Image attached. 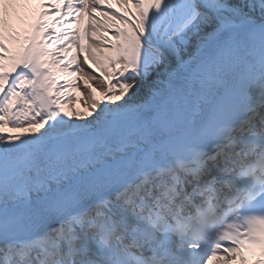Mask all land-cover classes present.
<instances>
[{
    "label": "snow or ice",
    "instance_id": "1",
    "mask_svg": "<svg viewBox=\"0 0 264 264\" xmlns=\"http://www.w3.org/2000/svg\"><path fill=\"white\" fill-rule=\"evenodd\" d=\"M249 248L264 256V0H0V264Z\"/></svg>",
    "mask_w": 264,
    "mask_h": 264
},
{
    "label": "rangeland",
    "instance_id": "2",
    "mask_svg": "<svg viewBox=\"0 0 264 264\" xmlns=\"http://www.w3.org/2000/svg\"><path fill=\"white\" fill-rule=\"evenodd\" d=\"M73 96L78 97V93H73ZM70 103L73 107H81V104L79 103V101H77V98H74L72 101H70Z\"/></svg>",
    "mask_w": 264,
    "mask_h": 264
},
{
    "label": "bare ground",
    "instance_id": "3",
    "mask_svg": "<svg viewBox=\"0 0 264 264\" xmlns=\"http://www.w3.org/2000/svg\"><path fill=\"white\" fill-rule=\"evenodd\" d=\"M103 34H104L103 30H101V35H103ZM80 59L82 60L83 57H81ZM78 96H79V93H78ZM77 101H79V100L77 99ZM239 263H240V259H239V254H238L237 258L235 260L231 261V264H239Z\"/></svg>",
    "mask_w": 264,
    "mask_h": 264
}]
</instances>
